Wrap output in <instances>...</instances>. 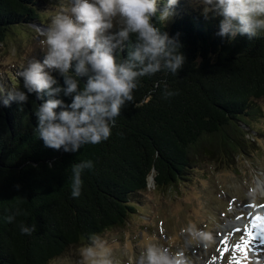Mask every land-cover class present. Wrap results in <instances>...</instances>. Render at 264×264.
<instances>
[{
    "label": "trees",
    "instance_id": "16d2710c",
    "mask_svg": "<svg viewBox=\"0 0 264 264\" xmlns=\"http://www.w3.org/2000/svg\"><path fill=\"white\" fill-rule=\"evenodd\" d=\"M52 2L57 0H0V44L16 28L38 26L37 11ZM219 19L205 20L191 0H179L168 22L158 13L153 23L182 45L185 64L175 75L162 70L139 78L109 139L76 153L45 148L34 115L42 101L30 94L24 104L10 100L4 106V91L26 90L15 74L2 82L0 264H49L71 247L91 243L92 236L123 226L150 177L164 191L188 179L200 162L234 164L254 145L252 124L264 102V32L230 42L217 35ZM135 43L129 35L117 59H125ZM58 98L71 102L63 92ZM87 160L93 167L82 172L81 195L73 198L72 165ZM17 209L20 215L7 222ZM22 223L35 230L22 234Z\"/></svg>",
    "mask_w": 264,
    "mask_h": 264
},
{
    "label": "clouds",
    "instance_id": "9594fccd",
    "mask_svg": "<svg viewBox=\"0 0 264 264\" xmlns=\"http://www.w3.org/2000/svg\"><path fill=\"white\" fill-rule=\"evenodd\" d=\"M193 2L202 6L205 20L220 18L217 35L230 42L237 36L251 40L264 32V0ZM178 3L179 0H72L40 30L43 59L33 57L18 73L26 91L18 87L4 91V106L10 100L24 104L30 94L42 101L34 115L36 131L45 148L76 153L83 145L108 140L121 110L133 101L139 78L162 70L175 75L185 64L186 58L179 51L182 45L153 23L158 13L160 21L168 22ZM129 35L135 36L136 43L125 59L118 60L116 50L123 51ZM55 74L63 78V86ZM61 92L71 96L70 103L58 98ZM170 95L173 93L165 91L166 97ZM92 167L90 160L72 165L73 198L81 195L82 172ZM17 215L19 209L7 216V222L12 223ZM34 230L20 225L22 234L30 235ZM90 239L91 243L80 251V264H114L107 241L95 235ZM140 264L190 261L182 251L172 253L167 247L148 244Z\"/></svg>",
    "mask_w": 264,
    "mask_h": 264
},
{
    "label": "rangeland",
    "instance_id": "374dc122",
    "mask_svg": "<svg viewBox=\"0 0 264 264\" xmlns=\"http://www.w3.org/2000/svg\"><path fill=\"white\" fill-rule=\"evenodd\" d=\"M71 2L47 3L37 11L40 26L8 34L0 44V85L18 76L33 57L43 59L40 30ZM260 106L262 116L252 124L254 145L234 164L200 162L188 179L164 191L150 179L126 223L97 235L107 241L114 264H140L148 244L182 251L190 264H264V225L253 227L257 216L264 217V102ZM89 244L71 247L49 264H80V251Z\"/></svg>",
    "mask_w": 264,
    "mask_h": 264
},
{
    "label": "snow or ice",
    "instance_id": "6c2138e0",
    "mask_svg": "<svg viewBox=\"0 0 264 264\" xmlns=\"http://www.w3.org/2000/svg\"><path fill=\"white\" fill-rule=\"evenodd\" d=\"M262 225H264V217L257 216L255 218V222L253 224V227H261Z\"/></svg>",
    "mask_w": 264,
    "mask_h": 264
},
{
    "label": "water",
    "instance_id": "95a60500",
    "mask_svg": "<svg viewBox=\"0 0 264 264\" xmlns=\"http://www.w3.org/2000/svg\"><path fill=\"white\" fill-rule=\"evenodd\" d=\"M38 26H40V25L38 24ZM150 179H151L152 181H154V178H153V177H150Z\"/></svg>",
    "mask_w": 264,
    "mask_h": 264
}]
</instances>
